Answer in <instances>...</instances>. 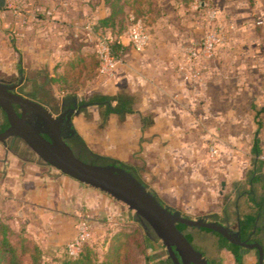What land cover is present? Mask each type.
<instances>
[{"label":"rangeland","instance_id":"374dc122","mask_svg":"<svg viewBox=\"0 0 264 264\" xmlns=\"http://www.w3.org/2000/svg\"><path fill=\"white\" fill-rule=\"evenodd\" d=\"M3 1V11L13 17L12 7L19 6L29 21L23 24L24 32L13 31L9 26L0 29L4 40L1 47L11 61L0 65V81L19 82L21 93L31 98L33 92L40 94L39 90H43L42 103L53 115L63 110L59 101L68 93L83 102L98 94L132 96L134 112L123 119L114 114L106 115L103 105L89 104L78 115L73 114L71 124L93 151L141 168L139 177L147 190L153 191L170 210L191 219L218 222L233 231L237 229L239 214L252 205L249 180L256 166L254 159L264 170V97L257 93L220 94L217 73L207 78L205 93L178 95L177 83L172 77L175 73L181 85L189 78L180 70L178 59L182 56L185 59L189 46L200 42L217 23V18L214 21L206 18L209 11L217 12L213 0H124L123 23L114 28H104L98 23V19L108 13L103 0ZM158 1L161 6L169 4L171 15L162 14ZM174 1L186 7L192 4L203 27L189 46L183 44L181 51L174 48L167 55L166 48L151 39L155 22L162 26L168 19V23L185 25V15L180 14V18L172 14V11L178 13ZM130 15L141 21L149 35V42L142 51H137L128 40ZM161 17L164 21L159 19ZM169 33L173 37L178 35L170 30ZM105 38L110 47L115 40L126 47L119 50L117 56L113 53L117 63L108 69H104L97 52L99 41ZM210 54L207 59H215L210 67H217V46ZM165 55L174 60L169 71L172 78L169 76L161 83L164 90H157L136 69L142 56ZM45 74L55 79L45 82ZM201 74L200 70V77ZM199 81L200 78H189L185 84L199 88ZM233 82L236 81L231 80ZM224 83L223 88L228 89L230 81ZM142 116L151 120L144 131H140ZM4 122L5 115L0 108V129ZM257 122L261 124L256 134L260 139V154L255 156L251 148ZM6 142L7 149H16L19 154L29 152L31 158H39L18 137ZM82 184L87 186L88 192L79 196L75 207L68 209L72 232L63 243L42 247L47 264H60L65 245L83 221L89 225L87 246L97 262L112 261L128 254L131 264H158L168 257L165 245L156 235L155 238L152 228L143 224L144 219L137 217L134 210L106 192ZM256 190L258 194L259 185ZM31 221V224L18 221L20 230L16 231L35 242L34 234L39 237L42 234L37 231L36 217ZM184 232L193 247L209 261L217 252L222 264H235L229 251H219L221 239L216 233L191 226ZM255 237L264 243V234ZM149 242L154 248L149 247ZM158 253L161 258L156 257ZM255 259L251 251L244 260L254 264Z\"/></svg>","mask_w":264,"mask_h":264},{"label":"crops","instance_id":"0c3cea01","mask_svg":"<svg viewBox=\"0 0 264 264\" xmlns=\"http://www.w3.org/2000/svg\"><path fill=\"white\" fill-rule=\"evenodd\" d=\"M157 3L163 8V15H171L169 4L161 6L159 1ZM213 3L217 10V22L229 28L217 45V67H210L212 63L215 64L214 58H201L197 61L202 72L198 83V85L201 84L199 88H196V85L185 84L190 77L185 78V85H181L177 82L175 73L171 75L176 81L174 83H177L178 95L205 93L204 89L208 87L207 78L217 73L220 94L228 93L231 96H237L257 93L264 97V0H241L240 3L237 0H213ZM174 5L178 13L172 11V14L185 15L187 17L185 25L178 26L173 21L168 23L167 19L163 24L166 26L163 28V25L160 26L161 24L155 22V32L151 39L154 44L165 47L166 53L174 48L176 51H181L180 47L183 44L189 46L192 41L194 42L195 37L200 35V28L203 27L199 20L200 15L193 11L192 4L186 7L174 1ZM2 8L0 7V29L9 26L13 31L24 32L23 24L29 21L26 13L24 15L21 12L12 17ZM5 13H9V16L5 17ZM169 30L178 35L171 36ZM3 42L0 32V65L6 61L11 62L1 47ZM198 43L195 42L196 45ZM167 55L148 58L142 56L140 66L136 69L141 76L149 79L157 90L160 88L164 90L161 83L169 78L170 63H174V60H169ZM178 60L180 67L186 63L183 56ZM226 80L230 81L229 90L223 88ZM231 80L236 82L231 83ZM141 126L142 123L140 131ZM87 192L88 188L83 186L82 182L61 173L37 158H31L29 152L18 155L7 149L6 144H0V219L18 231L20 230L17 226L18 221L31 224V218L36 217L39 222L37 231L42 235L39 237L34 234L36 239L31 238L41 247H52L64 242L65 237L72 232V224L69 222L72 217L68 209L75 207L79 196ZM218 249L229 251L225 247L218 246ZM214 255L216 256H209L212 261L221 260L217 252ZM231 255L234 262L233 254Z\"/></svg>","mask_w":264,"mask_h":264},{"label":"water","instance_id":"95a60500","mask_svg":"<svg viewBox=\"0 0 264 264\" xmlns=\"http://www.w3.org/2000/svg\"><path fill=\"white\" fill-rule=\"evenodd\" d=\"M3 5L4 1L0 0V6ZM15 86L0 81V108L8 122V126L0 131V142L6 144L10 137H18L43 162L126 204L149 224L165 245L173 264H211L200 251L193 247L183 232L176 227V223L207 228L219 232L231 243L245 245V242L240 239L239 232L231 233L230 229L221 223L206 221L203 218L191 219L181 215L179 211L164 207L127 170L113 165L88 163L77 158L63 140L60 124L64 119L70 118L72 113L78 115L85 104L75 109L68 108L61 115L54 116L42 103L12 92ZM14 105L20 107V115L16 112ZM27 112L35 115L34 121L25 119ZM42 133L46 134L49 139L45 138ZM246 245L258 250L257 264H263V246L259 243Z\"/></svg>","mask_w":264,"mask_h":264},{"label":"trees","instance_id":"16d2710c","mask_svg":"<svg viewBox=\"0 0 264 264\" xmlns=\"http://www.w3.org/2000/svg\"><path fill=\"white\" fill-rule=\"evenodd\" d=\"M123 1L124 0H103L108 13L98 19V23L100 26L104 28H114L115 26L121 25L123 23V18L125 15ZM110 48L112 50V55H114L113 53L115 52V56H117L119 50L123 51L126 47L115 40V42L111 43ZM44 79L45 82H47V80L49 82H52L55 78L51 76L48 77L45 74ZM42 91L43 90H39V93L41 94ZM40 94H38L37 91L33 92V98L40 102H44V99ZM59 102L60 108L63 110L65 108L75 109L82 103L98 105L100 104L105 106L106 115L114 114L121 119H123L127 114H131L134 112L132 108L133 97L125 93H119L114 96L98 94L93 96V98L89 99L86 102L78 101L77 97L74 94L68 93L65 94ZM141 121V129L142 131H144L148 126H150L151 120H149L147 117L142 116ZM260 125V122H257V129L255 130V137L253 139L251 148L252 153L255 156H258L260 154V139L258 138V136H256L258 130L260 129ZM7 126L8 122L5 116V122L3 123L0 130H4ZM64 141L69 145L74 155L80 160L93 164L113 165L123 168L130 172L143 184V186L147 188V185L139 177V171L141 170V168L127 161L120 160L108 155L99 154L93 151L87 144L86 140L73 128V126H71L70 131L67 132L66 137H64ZM11 151L20 155L16 151V149H11ZM38 159L41 160L40 158ZM254 162L256 166L255 169H253L249 180L252 188L250 192V202H252V205L248 207L247 211H243L239 214L237 223L242 238L252 236L258 243H260L264 247V243L255 237L256 235L264 234V170L260 169V167L258 166L259 161L257 159H254ZM256 185H259L260 192L258 194ZM150 192L164 207H166L153 191ZM136 216L138 217V215ZM141 221L148 228L150 227L146 221ZM176 227L181 232H183V234L188 239L184 230L189 226L182 223H176ZM198 229L216 233L221 239L218 245L219 248H227L233 254L236 264H242L244 255L239 251V247L237 245L228 241L219 232L207 228ZM153 235L155 236L156 234ZM188 240L190 241V239ZM150 245H152V243L149 242V247L154 248ZM63 254L64 258L60 261V264H131V258L130 256H128V254L123 255L121 258H115L112 261L97 262L93 258L91 249L87 246V240L82 243L78 254L75 257L68 254V252L66 251V245ZM165 254L168 256L167 251L165 252ZM25 257H27V260L25 259ZM44 257L45 255L43 248L39 244L24 238V236H21L6 221L0 219V264H47L44 261ZM156 257L161 258V253L156 254ZM210 263L222 264L220 259L210 261ZM158 264H173V262L168 256L166 259L159 260Z\"/></svg>","mask_w":264,"mask_h":264},{"label":"built area","instance_id":"2783aa9c","mask_svg":"<svg viewBox=\"0 0 264 264\" xmlns=\"http://www.w3.org/2000/svg\"><path fill=\"white\" fill-rule=\"evenodd\" d=\"M21 11L22 8L19 6L12 7V14L14 15L21 13ZM206 18L209 21H214L217 18V12L214 10L209 11ZM129 22L130 25L128 26L127 31L128 40L137 51H142L149 42V35L144 31L140 20L135 19L132 15H130ZM228 30L229 28L227 29L222 24L217 22L197 45L191 44L186 52V63L180 67L182 73L192 79H199L200 70L197 61L201 58L210 57L209 54L213 48L221 42ZM97 52L98 57L104 62V69L112 68L117 63L111 54V48L107 38L99 41L97 45ZM88 230L89 225L87 222L83 221L79 223L74 237L66 244V251L70 256L75 257L78 254L82 243L88 240Z\"/></svg>","mask_w":264,"mask_h":264},{"label":"flooded vegetation","instance_id":"af4514ba","mask_svg":"<svg viewBox=\"0 0 264 264\" xmlns=\"http://www.w3.org/2000/svg\"><path fill=\"white\" fill-rule=\"evenodd\" d=\"M4 82H6L8 85H16L15 86V88L12 90V92H14V93H17V94H20V95H22V96H24V97H27V96H25V95H23L22 93H21V91L19 90L20 89V86H21V84L18 82V83H13V82H10V81H4ZM28 98H30V99H32V100H35V99H33V98H31V97H28ZM35 101H37V102H39V103H42V102H40V101H38V100H35ZM43 104V103H42ZM82 104H85V106H83L81 109H80V112L82 111V110H84L86 107H88L89 106V103H82ZM82 104H80V105H82ZM44 105V104H43ZM80 105H78V106H80ZM45 106V105H44ZM78 106H77V108H78ZM14 107H15V110H16V112L20 115V113H21V109H20V107L18 106V105H14ZM46 107V106H45ZM48 109V108H47ZM66 109H68V108H65L64 110H62L59 114H57V115H54V116H58V115H61ZM50 111V110H49ZM51 112V111H50ZM52 113V112H51ZM67 115H68V113H67ZM72 116H73V113L71 114V116H70V118H68V119H64L62 122H61V124H60V130H61V135H62V138H63V140H64V137H66V135H67V132H69L70 131V128H71V126H72V124H71V119H72ZM25 119L26 120H32V121H34L35 120V115L32 113V112H27V113H25ZM3 131V130H2ZM42 135L45 137V138H47V139H49V137L46 135V134H44V133H42ZM11 138V137H10ZM8 140V139H7ZM231 231V233H238L239 232V235H240V239H241V241H244L245 242V245H239V244H235V245H237L238 247H239V251L241 252V253H243V255H244V258H243V262H242V264H251V263H248V262H246L244 259H245V256L246 255H248L251 251H254V253H255V255H256V259H255V262H254V264H257L258 263V250L255 248V247H252V248H250V247H248L246 244H250V243H258L256 240H255V238H253L252 236H249V237H247V238H242V236H241V233H240V230H239V227H238V225H237V229L235 230V231H233V230H230ZM235 238H237L236 236H235ZM234 244V243H233ZM260 244V243H259ZM234 258V257H233ZM234 263L236 264V262H235V260H234ZM263 263H264V247H263Z\"/></svg>","mask_w":264,"mask_h":264}]
</instances>
